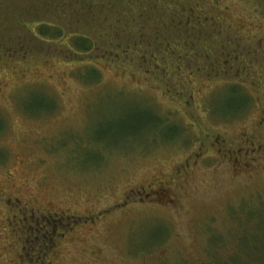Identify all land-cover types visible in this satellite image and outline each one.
Here are the masks:
<instances>
[{"label":"rangeland","instance_id":"374dc122","mask_svg":"<svg viewBox=\"0 0 264 264\" xmlns=\"http://www.w3.org/2000/svg\"><path fill=\"white\" fill-rule=\"evenodd\" d=\"M168 2L0 0V264L264 260V0Z\"/></svg>","mask_w":264,"mask_h":264},{"label":"flooded vegetation","instance_id":"af4514ba","mask_svg":"<svg viewBox=\"0 0 264 264\" xmlns=\"http://www.w3.org/2000/svg\"><path fill=\"white\" fill-rule=\"evenodd\" d=\"M125 1V0H124ZM159 1L160 0H152V4L150 5L148 2H146V0H135V2H136V6H137V14H138V19L137 20H141L142 21V18H144V19H150V17L151 18H153L154 20H156V19H158V21H157V23H158V25H160L159 27L160 28H158L156 25H155V29H157V30H160L161 28H165L166 27V25H168V26H171V24H169V20H166L165 18H164V15H168V17H170V19H176V18H178V19H182V18H185L186 19V21L185 22H193V23H197L198 21H200L199 20V18L201 17V15L200 14H198V12L200 11L198 8H197V6H199V5H195V6H189V12L187 13L186 11H185V4L184 5H182V7L181 6H179V5H170V2H168V5H165L166 7H160L159 5H158V3H159ZM145 2L147 3V4H145ZM164 4L166 3L165 1L163 2ZM144 4V6H142ZM196 4H199V2H196ZM197 10H199V11H197ZM119 15H123V12L121 11L120 12V14ZM158 16L157 18H155V16ZM204 18H208L209 16L208 15H204L203 16ZM212 18H213V15L211 16ZM143 25V24H142ZM188 25V24H187ZM187 25L185 26V30L187 31L186 32V34H183V37H182V39H181V42L180 43H176V45H178V44H182L181 46H179V48H181V49H188V51H189V49L190 48H194V47H188V45H193V44H196L197 45V36L199 35L200 37H201V42L202 43H206V42H208L207 44H210V43H216L217 44V41H216V38L214 37V36H210V33H208V34H206V37H205V39H203V33L200 31V34H198V32L196 33V34H193V36H191V32L187 29ZM200 26H203L202 25V22H201V24H200ZM194 26H192V28H193ZM170 31L168 30H166L165 29V31H164V33H163V36L161 37L160 35L157 37V40H159V41H161V43L163 44L164 43V47H165V49H166V47H168V45L170 44V40H171V38L169 37V36H172L171 35V32L169 33ZM155 33H156V35L158 34V32L155 30ZM80 36H82V35H80ZM84 37V36H83ZM189 39H195L196 40V42H190V43H188V40ZM161 43H160V45H161ZM223 45V44H222ZM220 46V48L223 50V46ZM210 46V45H209ZM216 47H218V45H216ZM216 51V50H215ZM185 53H187L186 52V50L184 51ZM229 52H227L226 53V55L228 54ZM223 54H224V52L222 51V53H221V55H219V57H218V60H221L222 61V63H226V64H228V62H229V60H225V61H223ZM189 55H192V56H195V52H191V54H189ZM229 55V54H228ZM187 56V55H186ZM201 57H207L208 56V54H202V55H200ZM232 61V60H231ZM230 63H232V62H230ZM151 66L153 67V66H161L160 64H158V65H156V63H155V65H152L151 64ZM186 66L187 67H190L189 66V64H186ZM234 66V65H233ZM233 66H230L229 68L230 69H232L233 68ZM232 67V68H231ZM161 68H165L164 66H161ZM237 70H240V69H237ZM241 71V70H240ZM248 73V72H247ZM246 72L244 73L245 74V76H246V74H247ZM229 81V80H228ZM230 82V81H229ZM233 83H238V84H241V85H243V83H244V81H243V83L242 82H235V81H232ZM190 97H191V99H193V95H190ZM197 156H199V154H197ZM206 159V158H205ZM156 193V192H155ZM151 194V193H150ZM149 194V195H150ZM148 195V196H149ZM148 196H146V197H148ZM40 228L39 229H42V227H43V229H45V226H39ZM53 231V230H52Z\"/></svg>","mask_w":264,"mask_h":264},{"label":"trees","instance_id":"16d2710c","mask_svg":"<svg viewBox=\"0 0 264 264\" xmlns=\"http://www.w3.org/2000/svg\"><path fill=\"white\" fill-rule=\"evenodd\" d=\"M31 25H33V23L29 24L28 26H31ZM32 28H34V29H32V34L38 35L39 37H45L47 39L58 40L64 36V34H62L63 31L60 28H58L57 26H54L52 24L37 23V24H34ZM77 39H78L77 41L80 44H82L81 46L78 47L79 48L78 50L86 51L91 46L89 39H87L83 36H80V35L77 36ZM71 43L72 42H70V44H68V46H70ZM1 126H2V124H1ZM251 229H252V227L250 228V230ZM242 259L243 258H241L239 260L241 261ZM249 262H251V264H264L263 259H259L257 257L253 258V256H250V257L243 259L241 261V263L237 260L236 262H233V264H243V263H249Z\"/></svg>","mask_w":264,"mask_h":264}]
</instances>
